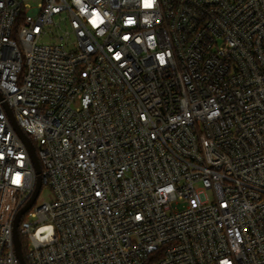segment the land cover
Returning a JSON list of instances; mask_svg holds the SVG:
<instances>
[{
  "label": "built area",
  "instance_id": "obj_1",
  "mask_svg": "<svg viewBox=\"0 0 264 264\" xmlns=\"http://www.w3.org/2000/svg\"><path fill=\"white\" fill-rule=\"evenodd\" d=\"M10 113L53 191L28 264H264V0H0V264H22L37 173Z\"/></svg>",
  "mask_w": 264,
  "mask_h": 264
},
{
  "label": "water",
  "instance_id": "obj_2",
  "mask_svg": "<svg viewBox=\"0 0 264 264\" xmlns=\"http://www.w3.org/2000/svg\"><path fill=\"white\" fill-rule=\"evenodd\" d=\"M10 114H11L12 120L16 124V120L14 119L13 114L12 113H10ZM16 127H17L21 137L24 139V141L26 142V144L29 147L31 158H32V161L34 164V168H35L36 173H37L36 189H35L33 195L31 196V198L29 199V201L19 210V212L16 216V219H15V223H14V244H15L16 254H17V256L20 259L22 264H28L24 258V255H23L22 239H21L18 227H19V223H20V220L22 218V215L25 214L27 211H29L33 207V205L37 201L38 196H39L41 189L43 187L42 165H41L40 159L38 157V154L36 152V149H35L34 145L32 144V142L30 141L29 137L24 133V131L17 124H16Z\"/></svg>",
  "mask_w": 264,
  "mask_h": 264
},
{
  "label": "rangeland",
  "instance_id": "obj_3",
  "mask_svg": "<svg viewBox=\"0 0 264 264\" xmlns=\"http://www.w3.org/2000/svg\"><path fill=\"white\" fill-rule=\"evenodd\" d=\"M52 198H53V191H52L51 187L46 184L42 187L41 192L38 196L37 202L43 203L44 201H49ZM24 218L30 220V217L25 216Z\"/></svg>",
  "mask_w": 264,
  "mask_h": 264
},
{
  "label": "trees",
  "instance_id": "obj_4",
  "mask_svg": "<svg viewBox=\"0 0 264 264\" xmlns=\"http://www.w3.org/2000/svg\"><path fill=\"white\" fill-rule=\"evenodd\" d=\"M22 242H23V244H24V241H23V239H22Z\"/></svg>",
  "mask_w": 264,
  "mask_h": 264
}]
</instances>
